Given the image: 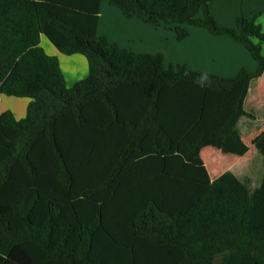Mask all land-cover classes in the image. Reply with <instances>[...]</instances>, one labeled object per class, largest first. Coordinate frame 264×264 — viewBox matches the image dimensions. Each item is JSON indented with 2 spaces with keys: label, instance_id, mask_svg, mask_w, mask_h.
<instances>
[{
  "label": "trees",
  "instance_id": "trees-1",
  "mask_svg": "<svg viewBox=\"0 0 264 264\" xmlns=\"http://www.w3.org/2000/svg\"><path fill=\"white\" fill-rule=\"evenodd\" d=\"M103 0H0V264H264V177L212 181L201 151L246 154L244 102L264 73L258 15L222 26L214 0H109L127 19L243 44L258 64L233 77L165 65L98 33ZM46 37L82 54L67 86ZM256 147L263 157L264 135Z\"/></svg>",
  "mask_w": 264,
  "mask_h": 264
},
{
  "label": "crops",
  "instance_id": "crops-1",
  "mask_svg": "<svg viewBox=\"0 0 264 264\" xmlns=\"http://www.w3.org/2000/svg\"><path fill=\"white\" fill-rule=\"evenodd\" d=\"M210 10L219 24L227 27H234L241 13L248 18L258 15L257 22L262 25L264 32V0H214L210 3ZM189 29L190 36L179 41L174 28L165 24H146L137 18L127 19L109 0L101 2L98 33L129 51L136 54L161 53L167 67L181 64L190 71L223 77H233L243 68L250 72L257 70V62L243 44L228 36H215L202 27ZM41 45L49 55L59 59L68 87L88 77L89 64L85 56L78 53L65 55L46 37H42ZM29 102V98L7 96L0 92V114L10 110L17 119H22L26 116ZM244 108L254 115V118L242 117L237 126L249 147L248 152L239 156L207 146L202 149L201 156L212 181L230 171L242 180H249L256 188L264 177L263 157L262 172L257 181L253 179L252 173L247 172L249 168L241 166L240 161L252 152L259 156L256 143L264 135V73L251 82Z\"/></svg>",
  "mask_w": 264,
  "mask_h": 264
},
{
  "label": "rangeland",
  "instance_id": "rangeland-1",
  "mask_svg": "<svg viewBox=\"0 0 264 264\" xmlns=\"http://www.w3.org/2000/svg\"><path fill=\"white\" fill-rule=\"evenodd\" d=\"M263 54H264V43H263ZM262 155L259 153V156H256L253 152L244 159H241L240 164L241 166H246L248 169L247 172L252 173L253 179L255 181L261 176L262 172ZM243 164V165H242Z\"/></svg>",
  "mask_w": 264,
  "mask_h": 264
}]
</instances>
